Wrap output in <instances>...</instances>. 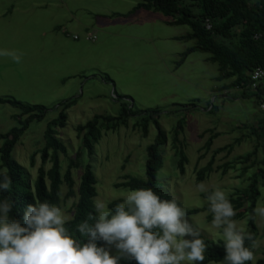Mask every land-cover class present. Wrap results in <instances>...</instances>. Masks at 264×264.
I'll use <instances>...</instances> for the list:
<instances>
[{
	"label": "rangeland",
	"instance_id": "1",
	"mask_svg": "<svg viewBox=\"0 0 264 264\" xmlns=\"http://www.w3.org/2000/svg\"><path fill=\"white\" fill-rule=\"evenodd\" d=\"M137 3L138 0H0V50L21 55L19 64L0 56V98L47 110L41 121L29 124L12 157L34 183L41 166L40 154L36 153L44 145L47 125L57 118L61 104L76 100L66 112L65 126L56 129L57 138L66 148V154L60 155L61 173L68 160L80 163L81 167L72 171L76 193L82 168L89 164L96 179L95 198L102 199L107 207L112 201L123 200L129 190L115 188L114 184L122 182L124 176L145 179L146 148L154 142L156 128L149 123L147 136L143 137L134 127L136 117H131L127 127L102 131L92 157L81 151L75 130L95 115L117 116L116 95H123L129 98L134 110L159 112L156 117L167 143L160 152L163 166L156 179L165 194L187 211L201 209L206 200L201 197L204 192L196 188V176L212 157L214 170L202 181L208 191L219 187L227 196L236 189L243 191L250 175L263 168L259 162L264 160V144L246 165L237 161L255 148L249 127L257 126L262 119L263 106L255 99H233L238 94L236 89L225 90L219 96L213 92L229 81L216 80L217 65L206 61L207 54L191 53L174 69L178 55L194 45V41L168 39L189 33V27L168 25L167 18L152 11L135 10L127 16L118 15L131 12ZM81 64L89 69L79 72ZM104 76L111 82H106ZM19 114L18 109L0 104V133L19 128V120L15 118ZM180 119H185L178 136L187 158L183 175L178 172V158L172 146L176 121ZM210 136L213 141L206 150L203 146ZM2 144L0 140V147ZM228 145L232 146L230 152L213 154ZM226 163L231 166L223 174L221 166ZM50 166L46 162L44 170ZM244 166L249 168L245 173ZM62 187L65 191L59 206L72 216L76 196L65 198L67 188ZM260 192V202L264 204V184ZM207 214L199 212L189 217L204 237L224 243L222 229H214ZM239 222L246 229V220ZM256 226L260 238L253 264L264 257V224L259 218ZM104 245L111 255L117 254L114 246Z\"/></svg>",
	"mask_w": 264,
	"mask_h": 264
},
{
	"label": "trees",
	"instance_id": "2",
	"mask_svg": "<svg viewBox=\"0 0 264 264\" xmlns=\"http://www.w3.org/2000/svg\"><path fill=\"white\" fill-rule=\"evenodd\" d=\"M135 10L160 13L168 19L166 22L168 25L189 27V33L178 37V39L185 42L194 41V45L178 55L174 62L175 68L180 67L191 53L207 54L206 61L217 65L216 80L218 82L229 81L228 84L215 88L213 92L219 96L225 90L236 89L238 94L233 95V99H255L258 105L263 106L262 119L258 120L257 126L249 127L250 135L256 141L255 148L250 154L237 159L238 163L246 165L253 157H256L257 149L264 144V80L255 89L251 88L250 80V74L254 70H264V0H138L131 12L118 15L127 16ZM207 24L210 26L209 29L206 28ZM103 79L106 82H111L107 76H104ZM128 99L127 96L116 95V101L119 103L117 116L95 115L84 125H78L75 128L81 142L80 149L88 157H92L94 146L100 140L102 131H115L120 127H127L131 117H136L137 121L134 127L142 132L143 137L147 136L148 125L152 123L157 133L154 142L146 148L145 179L124 176L123 181L114 184V187L127 190L151 188L161 199H172L158 187L156 179L158 171L163 166L160 152L167 143V136L156 117L159 112L156 110H134ZM75 103L76 100H71L61 104L57 118L47 125L43 134L44 145L36 153L40 154L41 166L37 170L35 182L31 183L23 168L12 157V151L29 124L33 121H41L46 116L47 110L43 106H30L11 98H0V104L10 105L20 111L19 116H15L19 120V128H13L7 133H0V140L3 141L0 147V170L7 168L12 181L9 191H0V202L9 199L13 203L10 217L17 219L24 226L23 215L27 205L40 201L59 206L61 199L57 193L61 190V186L65 185L67 188L65 198L76 196L72 219L65 224V227L73 238L84 243L87 237L77 231V226L87 220L89 214L95 215L93 200L97 195L96 179L92 167L89 164L85 165L82 168L80 183L75 193L72 171L80 168L81 165L75 159L68 160L65 171L61 173L60 155L66 154V148L57 138L56 133L57 128L65 126L66 112ZM190 106L195 107L194 104ZM175 107L181 106L175 105ZM184 107L186 109V106ZM208 108L209 106H207ZM185 111L187 113V110ZM211 112H213V108H210L209 113ZM175 113L177 112L175 111ZM23 116L26 118L21 120L20 118ZM184 120L176 121L175 135L172 137V146L178 158L176 166L181 175L184 174V165L187 162L178 140ZM212 141L213 137H208L203 148L209 150ZM236 143H239V140ZM231 149L232 146L228 145L215 150L213 154L223 151L230 152ZM46 162L51 164L48 170H44ZM213 163L212 157L203 168L198 170L196 184L204 181L214 170ZM259 165L263 168L256 169L250 175L247 187L243 191L236 189L228 196L237 212L233 219L236 221L246 220L245 230L250 232L256 240L260 238L256 220L253 221L248 217L253 214L257 201H260V187L264 184V160L260 161ZM230 166L229 163L222 165V173L224 174ZM248 169V166H244L242 172L245 173ZM211 193V191L202 193L201 197L206 200V203L201 209L189 210L188 215L207 212V221H212L213 216L209 212L210 205L206 199ZM243 194H246L247 197H244ZM122 202L123 200L112 201L108 208L112 209L114 214L116 204ZM88 222L94 223L92 220ZM200 238L207 245V250L204 253L205 260L202 264H219L226 254L224 243H215L203 235ZM104 243L97 241L98 246L105 247ZM245 246L251 249V242L246 241ZM251 250L254 251V249ZM119 264H137V262L131 259H121ZM247 264L253 263L247 262ZM255 264H264V257L256 260Z\"/></svg>",
	"mask_w": 264,
	"mask_h": 264
},
{
	"label": "clouds",
	"instance_id": "3",
	"mask_svg": "<svg viewBox=\"0 0 264 264\" xmlns=\"http://www.w3.org/2000/svg\"><path fill=\"white\" fill-rule=\"evenodd\" d=\"M0 56L21 62L15 51L0 50ZM259 71V70H257ZM12 181L8 169L0 170V191H9ZM199 192L209 189L204 182L196 185ZM62 187L57 195L63 199ZM264 198V193H262ZM213 219L211 226L222 229L225 256L219 264H247L254 262L251 249L259 242L245 230L227 194L217 187L206 197ZM95 215L77 226L86 236L81 243L73 238L65 224L72 217L65 210L49 202L36 201L27 205L23 225L10 213L13 203L0 202V264H119L121 259L135 260L137 264H202L207 245L201 239V230L194 226L188 211L175 198L161 199L151 188L129 190L123 202L113 210L100 198H94ZM264 224V204L258 200L253 214ZM94 223L90 224L88 221ZM185 237H190L187 239ZM103 241L114 246L116 255L108 248L98 246ZM251 242V249L245 242Z\"/></svg>",
	"mask_w": 264,
	"mask_h": 264
},
{
	"label": "built area",
	"instance_id": "4",
	"mask_svg": "<svg viewBox=\"0 0 264 264\" xmlns=\"http://www.w3.org/2000/svg\"><path fill=\"white\" fill-rule=\"evenodd\" d=\"M206 28L209 29L210 26L207 24ZM73 39H76V36L73 37ZM259 70V71H257ZM250 80H251V88L255 89L256 86L264 80V70L262 69H256L250 74Z\"/></svg>",
	"mask_w": 264,
	"mask_h": 264
},
{
	"label": "crops",
	"instance_id": "5",
	"mask_svg": "<svg viewBox=\"0 0 264 264\" xmlns=\"http://www.w3.org/2000/svg\"><path fill=\"white\" fill-rule=\"evenodd\" d=\"M184 35H185V34H184ZM180 36H182V35H174V36L169 37L168 40H171V41H182V40H179V39H178V37H180ZM177 54H178V53H177ZM177 54H176V55H177ZM79 67H80L79 72H83L84 70H86V68L89 69V66H86L85 64H81V66H79ZM174 69H177V68H174Z\"/></svg>",
	"mask_w": 264,
	"mask_h": 264
}]
</instances>
